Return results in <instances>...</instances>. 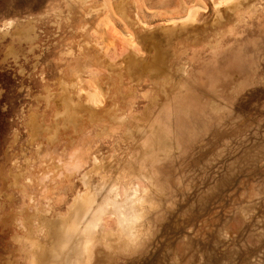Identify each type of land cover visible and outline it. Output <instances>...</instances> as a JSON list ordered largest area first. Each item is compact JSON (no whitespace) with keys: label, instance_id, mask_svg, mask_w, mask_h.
Masks as SVG:
<instances>
[{"label":"rangeland","instance_id":"obj_1","mask_svg":"<svg viewBox=\"0 0 264 264\" xmlns=\"http://www.w3.org/2000/svg\"><path fill=\"white\" fill-rule=\"evenodd\" d=\"M218 1L0 0V264L52 249L84 173L145 204L84 264H264V0Z\"/></svg>","mask_w":264,"mask_h":264},{"label":"bare ground","instance_id":"obj_2","mask_svg":"<svg viewBox=\"0 0 264 264\" xmlns=\"http://www.w3.org/2000/svg\"><path fill=\"white\" fill-rule=\"evenodd\" d=\"M224 1H225L224 4H226L225 6H228V4H230V2H232L233 0H224ZM224 1L220 0V1L215 3V5L217 7V11H220L219 8L221 7L222 2H224ZM237 4H239V3H237ZM232 6L233 5H231L229 7H231V9H232ZM197 9H198L197 6L191 7L188 11V14L184 17L178 18V20H191V19L193 20L196 16ZM214 20H216V19H214ZM174 21H175V19H174ZM168 22H170V20H168ZM8 24L13 25L14 21L10 20L8 22ZM23 30H25L24 27H23ZM33 37H30V39H32ZM11 51H9V52H11ZM154 70L158 71L157 69H154ZM78 83H79L78 77H76L72 85L76 86V85H78ZM63 90H64L62 93L63 95H62V98L59 102L62 105H64V111L61 114L66 115L67 113L72 112V111H70V107H72L74 105L75 101L71 99L70 95L68 94V90L66 89V87ZM89 99L91 102H97L98 93L96 92V90L92 91V92L90 91ZM90 101H88V102H90ZM101 103H102V101H101ZM91 104H96V103H91ZM91 104H90V106H91ZM97 104H99V103L97 102ZM94 107H95V105H94ZM60 117H62V116H60ZM121 120H123V119H121ZM69 122H71V121H69ZM34 123L36 124V126H39L37 121H34ZM140 128L141 127H139V129ZM140 132H141V130H140ZM51 136H52V134H51ZM165 144H169V141L166 142ZM162 150H163V148H162ZM98 162L99 161L95 157V159H94L95 168L98 167ZM67 165L70 166V167H68V168H70L68 171H71V172H77L79 169H81L83 167V160L81 157V153L78 149H76L71 154ZM82 176H83L82 179L84 181V184L89 187L88 188L89 190L78 193L75 196L74 201L70 206V211H69L68 215L66 217L64 216L65 217L64 219L58 221V226L56 229V236H57L58 240H55V238H52L53 240H55L54 243L52 241V243L54 245L53 247L51 245L52 249H49L47 247H40L38 244L34 243L33 247H35L34 251L36 250L37 255H35L33 257L30 264H45L43 262V260L46 262V264H84L85 259H87L89 257L93 243L96 240V238H98L101 235L106 236L110 241H112L116 238L118 232H116L112 228V226H114V225H112L113 222H115L118 225L120 232L123 233L125 236H127L129 238H134L136 236L135 232L137 229V224L141 220L142 211H143L140 207V204L143 203L140 201L141 197L139 198L137 193H136L137 194L136 196H138V197H136L135 195L131 196L133 191H132V193L129 192V193H131V195H130L128 193L127 188H124L121 190V192L120 191L118 192V196L119 195L122 196L121 198L118 196L113 197L115 195L111 196V194H110V192L113 188L112 184H105L102 187H98L97 184L95 185V184L90 182V178H89L88 173H84ZM139 178L141 179V177H139ZM40 181H41V179H40ZM136 185H138V184H136ZM130 186H132V185H130ZM152 186H153V184H152ZM90 187H91V189H90ZM142 189H145V188L142 187ZM129 190H131V189H129ZM133 190H134V188H133ZM60 216H61V214H60ZM109 218H112L113 221L110 222ZM41 223L48 225L49 221L45 217V218L41 219ZM29 230H30V228H29ZM51 235H54V234L51 233ZM137 238L138 237H136V239ZM39 255L41 256V259L39 258Z\"/></svg>","mask_w":264,"mask_h":264}]
</instances>
